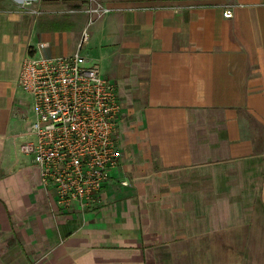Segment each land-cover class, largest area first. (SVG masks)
Segmentation results:
<instances>
[{"label": "crops", "instance_id": "obj_1", "mask_svg": "<svg viewBox=\"0 0 264 264\" xmlns=\"http://www.w3.org/2000/svg\"><path fill=\"white\" fill-rule=\"evenodd\" d=\"M66 1L0 0V264H264V0L57 15ZM85 29L117 86L121 160L82 211L18 149L33 119L18 79L39 42L71 54Z\"/></svg>", "mask_w": 264, "mask_h": 264}, {"label": "built area", "instance_id": "obj_2", "mask_svg": "<svg viewBox=\"0 0 264 264\" xmlns=\"http://www.w3.org/2000/svg\"><path fill=\"white\" fill-rule=\"evenodd\" d=\"M30 4L21 7L29 9ZM108 10L102 7L99 13ZM224 15L232 17L233 8H226ZM87 37L85 29L78 49L66 55L45 54L47 43L39 42L38 53L24 56L18 79L33 105L27 126L32 138L20 151L33 156L43 185L55 191L57 203L67 210L96 205L121 160L117 86L81 53Z\"/></svg>", "mask_w": 264, "mask_h": 264}, {"label": "rangeland", "instance_id": "obj_3", "mask_svg": "<svg viewBox=\"0 0 264 264\" xmlns=\"http://www.w3.org/2000/svg\"><path fill=\"white\" fill-rule=\"evenodd\" d=\"M138 1H145V2H154L157 4H207V3H214V2H219L221 0H138ZM103 1L102 0H76V1H66L63 2V4L65 5V8L63 9V11L61 12H57L58 14H61V16H69L73 13H77L79 15L81 14H89V15H96L98 14L100 11V9L103 7ZM95 8L96 11L91 12L90 10ZM99 9V10H97ZM88 30V29H86ZM89 32V30H88ZM89 36V35H88ZM87 43V42H86ZM86 45V44H85ZM84 45L83 49L80 51L83 55H86V46ZM78 49V48H77ZM88 55H86L87 57ZM89 57V56H88ZM91 58V57H90ZM89 61H93L92 59ZM94 62H96V60H94ZM98 62V61H97ZM100 66V65H99ZM18 128L16 127L15 130H17ZM22 144V142L19 143L18 149L20 148V145ZM17 148V147H16Z\"/></svg>", "mask_w": 264, "mask_h": 264}]
</instances>
